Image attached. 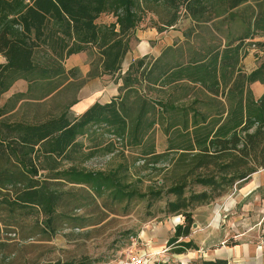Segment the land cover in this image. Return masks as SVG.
<instances>
[{"label":"trees","instance_id":"trees-1","mask_svg":"<svg viewBox=\"0 0 264 264\" xmlns=\"http://www.w3.org/2000/svg\"><path fill=\"white\" fill-rule=\"evenodd\" d=\"M103 14L114 20L98 23ZM147 17L157 32L188 18L186 38L208 25L210 42L186 55L175 45L156 58H135L119 76L118 94L68 115L82 82L65 60L93 50L88 77L120 72L131 35ZM224 29L233 31L222 44ZM258 37L264 0H0V98L18 79L27 83L0 104V264L14 263L8 255L17 238L50 239L83 227L79 210L104 217L132 200H164L166 215L184 218L167 244L176 254L195 248L180 240L190 233L193 208L264 168V92L256 97L251 89L264 83V59L250 71L243 65L250 47L264 54ZM71 90L62 104L58 98ZM96 157H107L103 167H88Z\"/></svg>","mask_w":264,"mask_h":264},{"label":"rangeland","instance_id":"rangeland-1","mask_svg":"<svg viewBox=\"0 0 264 264\" xmlns=\"http://www.w3.org/2000/svg\"><path fill=\"white\" fill-rule=\"evenodd\" d=\"M113 20L111 16L103 14L97 22L109 23ZM190 29L189 19L182 17L166 31L157 32L150 26L147 17L131 35L129 50L123 59L121 70L114 75L88 77L87 72L91 64H95L96 55L93 50L83 52L78 59L76 58L74 65L77 69V79L82 85L76 93V102L67 110L68 115L76 116L88 103L94 100L103 102L118 94V87L121 85L119 76L135 58L144 55L156 58L165 48L175 45L181 46L186 55L189 47L210 42V26L201 25L186 38L184 33ZM232 31L224 29L223 34L219 36L222 44L229 40L228 33ZM262 59L264 54H259L255 47H250L244 69L252 70ZM26 88L25 82H17L1 96L0 104L15 93L25 92ZM251 89L258 97L264 91V83L251 84ZM71 96L72 90L58 100L64 104ZM55 104L51 102L48 107L52 113L58 112L54 108ZM155 137L157 149L161 150L164 137L159 130L155 131ZM106 159L107 157H96L86 165L91 168H101ZM262 181H264V168L253 173L239 187H234L214 201L194 207L190 233L180 240H192L195 248H189L179 256L174 255L176 253H173V247L167 244V240L173 234L175 226L184 223L183 216L166 215L162 210L164 200H159L150 206L147 200H132L126 204L113 206L114 214L107 213L104 217L98 210L93 209L94 214H86L83 210H79V214L85 215L83 227L63 228L50 239H47L45 234H36L27 239L17 238V244L8 257L15 258L12 264H41L45 260H79L85 257L90 264H111L114 260L128 255L149 254L153 258L148 264L200 263L202 260L194 258L197 257L195 254L199 255L215 248L224 238L228 244H233L264 237V182ZM252 185L255 186L254 190L249 188ZM248 188L250 190L246 192ZM240 233L244 234L240 236ZM187 257L193 258L189 261Z\"/></svg>","mask_w":264,"mask_h":264},{"label":"crops","instance_id":"crops-1","mask_svg":"<svg viewBox=\"0 0 264 264\" xmlns=\"http://www.w3.org/2000/svg\"><path fill=\"white\" fill-rule=\"evenodd\" d=\"M257 39L258 40H264V37H258ZM82 54H83V52H79V53L70 55L65 60V64H64L65 67L67 69L73 68L75 65V62H76L75 61L76 58L78 59V57H80ZM246 57H247V55H246ZM245 58L243 59V65L245 64ZM4 61H5L4 57H2L0 55V63H2ZM19 81L25 82L22 79H18L17 81H15L13 83V85L9 88V90ZM254 83H257V82H254ZM26 86H27V83H26ZM9 90H7L6 92H8ZM262 92H264V91H262ZM109 100H105L103 102H100V101H97V102L105 103V102H108ZM94 102H96V101L94 100V101L88 103L87 105H85L81 112H83L89 105H91ZM262 182H264V181H262ZM249 188L251 190H254L255 186L252 185V186H249ZM249 188L246 192H249V190H250ZM242 234H244V233H240V236H242ZM182 254H184V253L174 254V255L179 256ZM195 256H197V257H194V258H200L201 260H209V261L216 260V259H222V260H226L227 264H264V237H261V239H259V240L248 241V242L242 240L240 242H236L233 244H228L226 242V239L224 238L223 240L219 241L218 245L215 248L208 249L207 252H202V254H199V255L195 254ZM174 258L179 259L180 257H174ZM192 258L193 257H187V260L190 261ZM181 263L187 264V263H183V262H181Z\"/></svg>","mask_w":264,"mask_h":264},{"label":"built area","instance_id":"built-area-1","mask_svg":"<svg viewBox=\"0 0 264 264\" xmlns=\"http://www.w3.org/2000/svg\"><path fill=\"white\" fill-rule=\"evenodd\" d=\"M149 254L146 255H128L127 257L116 259L111 264H148L151 260Z\"/></svg>","mask_w":264,"mask_h":264}]
</instances>
